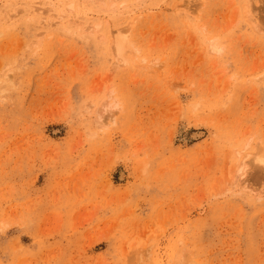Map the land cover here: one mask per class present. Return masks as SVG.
<instances>
[{"label":"rangeland","instance_id":"1","mask_svg":"<svg viewBox=\"0 0 264 264\" xmlns=\"http://www.w3.org/2000/svg\"><path fill=\"white\" fill-rule=\"evenodd\" d=\"M87 1L0 0V264H264V0Z\"/></svg>","mask_w":264,"mask_h":264},{"label":"bare ground","instance_id":"2","mask_svg":"<svg viewBox=\"0 0 264 264\" xmlns=\"http://www.w3.org/2000/svg\"><path fill=\"white\" fill-rule=\"evenodd\" d=\"M48 3V9L51 11H57V15L61 16L64 15L65 13H68L69 17H74L75 14H77V11L75 12H69L72 10V6L75 8H78L77 5L75 3V0H69L66 2V0H46ZM89 4H86L84 6H93L94 10L98 11L101 7L102 11L104 9L108 10L105 12L107 14H110V16H114V9H115V0H108V2H106V0H88L87 1ZM110 2V3H109ZM109 3V7H106ZM92 7V8H93ZM99 8V9H98ZM92 11V10H91ZM90 12V11H89ZM89 15V14H88ZM113 18V17H112ZM251 20H253L252 15L249 17ZM91 27V26H89ZM124 31V28H117L116 32L120 33ZM212 41V40H211ZM210 42V41H209ZM212 44V43H211ZM127 45L126 40L125 39H121L120 36H117L115 39V46H116V51L117 53H121V51L124 49V47ZM197 133H193L192 135H196ZM199 135V134H198ZM244 159V158H243ZM260 160V159H259ZM244 161V160H243ZM245 162V161H244ZM241 177L244 176V171L242 170V173L240 174ZM246 178V177H245ZM245 178H241L240 180L242 182H244Z\"/></svg>","mask_w":264,"mask_h":264}]
</instances>
